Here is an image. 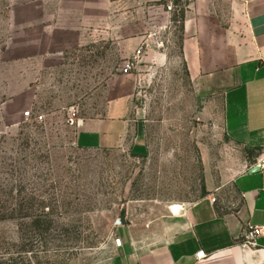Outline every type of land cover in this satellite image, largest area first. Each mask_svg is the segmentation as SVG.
<instances>
[{
	"label": "rangeland",
	"instance_id": "1",
	"mask_svg": "<svg viewBox=\"0 0 264 264\" xmlns=\"http://www.w3.org/2000/svg\"><path fill=\"white\" fill-rule=\"evenodd\" d=\"M190 1L168 12L167 0H0V264H112L173 236L161 224L175 208L237 201L227 181L244 152L225 135L221 97L195 87L182 58ZM44 26L46 42L30 36ZM121 89L146 153L78 146V123Z\"/></svg>",
	"mask_w": 264,
	"mask_h": 264
},
{
	"label": "crops",
	"instance_id": "2",
	"mask_svg": "<svg viewBox=\"0 0 264 264\" xmlns=\"http://www.w3.org/2000/svg\"><path fill=\"white\" fill-rule=\"evenodd\" d=\"M47 32L44 26L30 36L46 42ZM182 34V58L192 83L205 95L221 97L225 135L244 152L243 170L227 181L237 201L224 210L213 194L178 215L172 212L174 222L160 224L173 236L128 251L112 264H264V235L256 246L244 244L246 232L264 228V170L255 171L264 157V0H191ZM115 92L101 117L78 123L76 144L95 150L129 145L143 155L146 133L132 115V92ZM201 251L207 257L197 260Z\"/></svg>",
	"mask_w": 264,
	"mask_h": 264
},
{
	"label": "built area",
	"instance_id": "3",
	"mask_svg": "<svg viewBox=\"0 0 264 264\" xmlns=\"http://www.w3.org/2000/svg\"><path fill=\"white\" fill-rule=\"evenodd\" d=\"M175 2L176 0H167V11L168 12H173L174 9H176L175 6ZM142 52L141 50L137 52V54L135 55V58L133 59V61L128 62L124 69L122 70V72L125 75H129L131 74L132 70L135 68L138 60L141 58ZM25 117L27 119H34L35 121H43V116H38V117H33L31 112H26L25 113ZM72 125L74 126L76 124V119H72L71 120ZM255 168H258L259 170H264V157H261L258 159L257 164L255 166ZM264 235V228H251L248 232L245 233V242L244 244L247 246H256L257 244V239ZM207 257V255L205 254V252L201 251L196 255L197 260H203Z\"/></svg>",
	"mask_w": 264,
	"mask_h": 264
},
{
	"label": "water",
	"instance_id": "4",
	"mask_svg": "<svg viewBox=\"0 0 264 264\" xmlns=\"http://www.w3.org/2000/svg\"><path fill=\"white\" fill-rule=\"evenodd\" d=\"M255 169H256L255 171H258V170H259L258 168H255ZM117 224L120 225V226H122V225H123V226L126 225V224H127V222H126V218L123 217V216L120 217L119 220H118V222H117Z\"/></svg>",
	"mask_w": 264,
	"mask_h": 264
},
{
	"label": "bare ground",
	"instance_id": "5",
	"mask_svg": "<svg viewBox=\"0 0 264 264\" xmlns=\"http://www.w3.org/2000/svg\"><path fill=\"white\" fill-rule=\"evenodd\" d=\"M173 211H174L173 212L174 214H176V215L179 214V208H175Z\"/></svg>",
	"mask_w": 264,
	"mask_h": 264
},
{
	"label": "trees",
	"instance_id": "6",
	"mask_svg": "<svg viewBox=\"0 0 264 264\" xmlns=\"http://www.w3.org/2000/svg\"><path fill=\"white\" fill-rule=\"evenodd\" d=\"M183 19H184V13H182V21H183Z\"/></svg>",
	"mask_w": 264,
	"mask_h": 264
}]
</instances>
